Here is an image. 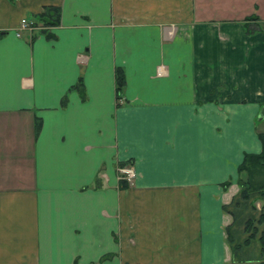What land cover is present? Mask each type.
<instances>
[{
  "label": "crops",
  "instance_id": "1",
  "mask_svg": "<svg viewBox=\"0 0 264 264\" xmlns=\"http://www.w3.org/2000/svg\"><path fill=\"white\" fill-rule=\"evenodd\" d=\"M235 1L0 0V264H238L224 206L262 150L264 19Z\"/></svg>",
  "mask_w": 264,
  "mask_h": 264
},
{
  "label": "trees",
  "instance_id": "2",
  "mask_svg": "<svg viewBox=\"0 0 264 264\" xmlns=\"http://www.w3.org/2000/svg\"><path fill=\"white\" fill-rule=\"evenodd\" d=\"M39 19L42 21L40 28L46 31L50 26H56L60 22L61 9L57 6H46L42 13L39 14ZM33 28L39 27L37 23L32 25ZM48 36H53L48 33ZM116 84L118 92V100L122 98L121 94L126 86V74L123 68L118 67L116 70ZM258 137L262 144V150L259 153H246L243 161L238 166L237 183L240 186L239 194L234 197L232 202L224 206V209L233 216V223L227 227L228 242L231 245L235 261L238 264H245L246 260L242 259L241 253L245 247L251 246L252 242L258 241L260 244V254L264 257V203L262 211L258 217L253 214L243 219V232L247 234L242 242H239V237L236 238L234 228L240 223L239 213L248 206L253 209L257 208L254 203V197L264 200V131L258 133ZM233 183L230 179L224 182V188H228ZM122 186L126 187L124 182ZM237 227V226H236ZM239 255L238 259L237 256ZM253 259V258H251ZM260 260V258H259ZM264 263V259L260 264Z\"/></svg>",
  "mask_w": 264,
  "mask_h": 264
},
{
  "label": "rangeland",
  "instance_id": "3",
  "mask_svg": "<svg viewBox=\"0 0 264 264\" xmlns=\"http://www.w3.org/2000/svg\"><path fill=\"white\" fill-rule=\"evenodd\" d=\"M228 0H221V3H226ZM235 5V6H234ZM233 7H229L233 10H229L230 13H234L236 14H241V15H249V16H259L262 19H264V0H236L235 4H233ZM225 10H227V6H224ZM258 130H264V120H258ZM254 203L256 205L257 208L253 209L251 206H248L247 209H245L244 211L242 210L239 215H240V223H238L235 227H233L234 229V234L236 235V238L239 237V242H242L245 237L247 236L246 233L243 232V228H244V224H243V219L246 218L247 216L253 214V216L258 217L262 211V206L264 203V200L258 199L256 197H254ZM226 211V210H225ZM227 212V211H226ZM252 248H254V250H251V256L253 258H261V254H260V244L258 243V241H254L251 244ZM257 250V251H256ZM254 251V252H253ZM242 256V255H241ZM261 259H264V257H262Z\"/></svg>",
  "mask_w": 264,
  "mask_h": 264
},
{
  "label": "built area",
  "instance_id": "4",
  "mask_svg": "<svg viewBox=\"0 0 264 264\" xmlns=\"http://www.w3.org/2000/svg\"><path fill=\"white\" fill-rule=\"evenodd\" d=\"M22 25L27 28H33L32 23L28 21L26 18L22 20ZM164 68L159 69V74H164ZM120 178L127 180L129 183H132L136 177L135 169L132 165L126 166V167H120L119 168Z\"/></svg>",
  "mask_w": 264,
  "mask_h": 264
}]
</instances>
